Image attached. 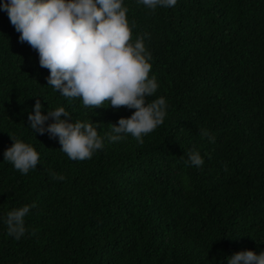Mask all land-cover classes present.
Instances as JSON below:
<instances>
[{
	"label": "trees",
	"instance_id": "trees-1",
	"mask_svg": "<svg viewBox=\"0 0 264 264\" xmlns=\"http://www.w3.org/2000/svg\"><path fill=\"white\" fill-rule=\"evenodd\" d=\"M123 5L133 42L144 37L152 57L158 88L146 99L166 101L143 143L108 139L135 109L85 107L48 85L38 52L0 9V264H228L264 252V0ZM37 99L44 115L64 107L69 122L98 125L104 147L70 160L58 138L29 127ZM12 140L40 154L27 174L4 159ZM25 205L35 207L17 240L7 213Z\"/></svg>",
	"mask_w": 264,
	"mask_h": 264
},
{
	"label": "clouds",
	"instance_id": "clouds-1",
	"mask_svg": "<svg viewBox=\"0 0 264 264\" xmlns=\"http://www.w3.org/2000/svg\"><path fill=\"white\" fill-rule=\"evenodd\" d=\"M155 10L157 6L173 7L177 0H139ZM0 9L8 15L11 25L19 33V42L27 43L38 52L39 65L49 70L47 84L67 98H81L85 107L99 108L105 103L114 109H135L128 118H120L112 126L110 142H117L131 134L139 143L164 122L166 101L163 97L148 102L158 88L155 77L149 78L151 53L146 51L144 37L132 40V27L127 19L123 0H6ZM147 34H145L146 36ZM37 99L28 115L29 127L41 135L58 138L61 150L70 160L91 159L104 147L94 123L69 122L70 113L64 107L42 114ZM65 119H61V117ZM53 122L45 126V122ZM201 137L214 142L207 129ZM12 139V138H11ZM13 141V140H12ZM22 174L35 169L40 154L29 144L13 141L4 151ZM190 163L202 166L198 152H189ZM53 179L64 180L52 173ZM30 207L25 205L7 213L8 234L19 240L26 231L24 217ZM228 264H264V252L251 250L234 253Z\"/></svg>",
	"mask_w": 264,
	"mask_h": 264
}]
</instances>
